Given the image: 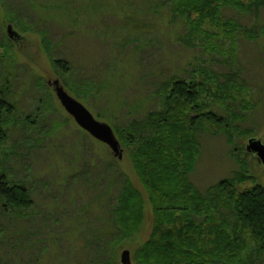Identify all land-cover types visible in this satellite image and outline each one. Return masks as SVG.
I'll use <instances>...</instances> for the list:
<instances>
[{
	"label": "rangeland",
	"instance_id": "obj_1",
	"mask_svg": "<svg viewBox=\"0 0 264 264\" xmlns=\"http://www.w3.org/2000/svg\"><path fill=\"white\" fill-rule=\"evenodd\" d=\"M220 14L251 30L239 31L234 39L218 35L210 44L206 38L201 43L196 39L192 46L185 20L171 16L161 0H0V43L9 47L6 52L0 45V69L11 81L15 105L0 170L22 181L32 200L22 212L0 203V264H98L102 257L97 251L107 247L103 232L110 201L125 175L143 193L145 206L139 232L121 240L113 252L117 263L121 251L128 249L135 264L133 251L152 230L151 206L128 155L130 147L120 143L122 158L113 156L76 124L48 80L58 78L71 96L113 129L115 121L126 124L157 108L156 90L171 74L191 77L190 69L199 65L216 79L234 74L247 90L240 97L249 100V110L239 100L224 104L202 93L208 109L237 119L230 141L216 125L206 124L198 135L200 154L189 179L203 192L240 171L239 159L251 178L236 189L264 186L263 165L245 150L248 137L264 142V7L247 11L224 5ZM9 17L13 24L7 23ZM9 24L17 33L15 40L7 35ZM41 31L52 42V56L69 68L65 78L88 82L87 99L65 86L41 43ZM97 86L105 87L102 93L96 92ZM110 161L114 170L109 172ZM98 193L102 201L95 198Z\"/></svg>",
	"mask_w": 264,
	"mask_h": 264
},
{
	"label": "trees",
	"instance_id": "obj_2",
	"mask_svg": "<svg viewBox=\"0 0 264 264\" xmlns=\"http://www.w3.org/2000/svg\"><path fill=\"white\" fill-rule=\"evenodd\" d=\"M161 4L168 5L171 16L185 20V35L190 45L195 46L196 39L201 43L206 38L210 44L220 35L234 39L239 31L249 32L251 28L245 29L235 19L223 18L220 8L230 5L255 11L264 7V0H161ZM8 22L13 24V18L9 17ZM40 34L45 52L65 86L75 96L87 99L91 94L88 82L66 79L69 68L52 56L53 45L47 33ZM0 45L8 51L7 43ZM190 70H193L191 77L171 74L160 81L156 90H160L157 108L126 124L116 121L112 124L120 143L130 147L128 155L153 215L152 230L134 249L133 261L135 264H264V186L256 183L243 190L236 189L235 185L251 178L244 161L238 159L240 171L209 185L203 192L189 179L200 154L198 135L207 128L206 124L216 125L230 141L237 119L232 113L224 116L208 109L202 93L224 104L239 100L244 111H248L249 100L240 97L247 90L242 89L234 74L216 79L202 65ZM42 84L47 86L45 81ZM104 88L95 89L100 94ZM10 93L11 81L0 69V159L7 125L15 109ZM108 115V120L113 118L112 114ZM245 133L248 136L250 131ZM112 170L114 164L110 161L108 171ZM95 198L102 201L103 194L98 193ZM0 203L4 209L18 212L32 205L25 184L8 177L3 170H0ZM144 206L143 193L125 175L110 201L109 222L103 232L108 236L104 241L107 247L97 251L102 257L98 264H118L113 252L122 244L121 240L129 241L139 232Z\"/></svg>",
	"mask_w": 264,
	"mask_h": 264
},
{
	"label": "water",
	"instance_id": "obj_3",
	"mask_svg": "<svg viewBox=\"0 0 264 264\" xmlns=\"http://www.w3.org/2000/svg\"><path fill=\"white\" fill-rule=\"evenodd\" d=\"M6 32L11 39L17 36V33L12 29V25L10 24L7 25ZM48 85L52 87L60 104L72 116L76 124L92 137L104 143L110 149L113 156L121 159L123 149L112 127L107 122L96 119L80 101L64 89L58 78L48 80ZM245 150L254 155L257 161L264 167V142L254 136L248 137ZM119 261L121 264H133L128 249L121 251Z\"/></svg>",
	"mask_w": 264,
	"mask_h": 264
},
{
	"label": "flooded vegetation",
	"instance_id": "obj_4",
	"mask_svg": "<svg viewBox=\"0 0 264 264\" xmlns=\"http://www.w3.org/2000/svg\"><path fill=\"white\" fill-rule=\"evenodd\" d=\"M13 40H15V38Z\"/></svg>",
	"mask_w": 264,
	"mask_h": 264
}]
</instances>
